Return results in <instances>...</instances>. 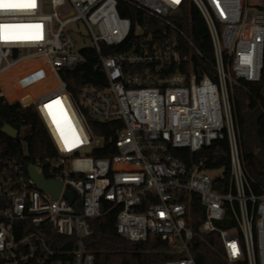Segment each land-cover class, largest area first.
<instances>
[{
	"label": "built area",
	"instance_id": "1",
	"mask_svg": "<svg viewBox=\"0 0 264 264\" xmlns=\"http://www.w3.org/2000/svg\"><path fill=\"white\" fill-rule=\"evenodd\" d=\"M17 2L0 8V97L36 110L56 155L27 159L25 125L14 137L23 152L5 155L0 144V263L95 264L91 222L116 209L122 237L158 236L172 247L176 256L158 264H197L196 195L205 214L199 231L219 234L227 260L264 264V190L246 167L236 115L241 81L262 78L264 0ZM193 9L208 27L212 58L184 28ZM131 10L142 14L123 15ZM73 22L82 29H70ZM86 46L98 55L103 85L75 94L62 73L86 60ZM96 129L112 130L115 154L97 155L107 138ZM224 141L228 172L195 158ZM31 163L63 182L56 198L37 187Z\"/></svg>",
	"mask_w": 264,
	"mask_h": 264
},
{
	"label": "trees",
	"instance_id": "2",
	"mask_svg": "<svg viewBox=\"0 0 264 264\" xmlns=\"http://www.w3.org/2000/svg\"><path fill=\"white\" fill-rule=\"evenodd\" d=\"M140 11L123 12V15H140ZM184 28L191 34L196 46L201 49L209 58L213 57V48L204 19L196 9L186 12L184 18ZM81 52L86 60L75 70L62 73L67 81L68 89L75 94L84 84H94L102 86V70L95 69L98 62L96 51L90 47H82ZM244 86L237 88L249 96V107L244 110L242 102L237 97V124L241 136V147L246 167L255 180L258 189L264 190V69L262 78L258 82L241 81ZM246 89V90H245ZM55 127L59 132H63V123L54 119ZM5 124H11L20 129L22 125L31 128L28 138L27 159L35 161L37 157L52 158L55 151L48 136V132L38 113L34 108L22 109L19 103H4L0 97V128ZM94 127L99 128L107 124L92 121ZM66 128V127H65ZM112 130L96 129L97 133L104 134L107 138L106 148L97 155L112 156L116 153L110 140ZM0 144L4 147L5 155H17L23 152L17 139L0 132ZM228 150L226 141L221 143L220 150L215 146L195 153V158L202 156L210 157L207 162L208 168L225 167L224 172H228L229 161L227 156L222 154ZM185 157L190 156L188 149L181 151ZM213 158L216 159L213 161ZM205 218L204 210L198 197L195 195L191 202L190 222L195 230L194 239L191 242V252L197 264H232L225 255L222 241L217 232L203 233L199 231V226ZM93 235L88 239L90 249L95 254V264H158L159 262L173 258L172 247L158 236L149 237L146 240L132 241L122 237L116 228L117 210H111L104 216L91 222ZM223 227H230L233 224L220 223ZM1 264V263H0ZM236 264H247L245 260H240Z\"/></svg>",
	"mask_w": 264,
	"mask_h": 264
},
{
	"label": "water",
	"instance_id": "3",
	"mask_svg": "<svg viewBox=\"0 0 264 264\" xmlns=\"http://www.w3.org/2000/svg\"><path fill=\"white\" fill-rule=\"evenodd\" d=\"M0 132L10 137H16L18 129L11 124H5L0 128ZM28 170L39 189L50 193L54 198L59 195L63 185L61 180L47 178L45 174L43 172H39L36 166L32 163L28 165ZM66 196L71 201H73L75 198V194L71 192H68Z\"/></svg>",
	"mask_w": 264,
	"mask_h": 264
},
{
	"label": "rangeland",
	"instance_id": "4",
	"mask_svg": "<svg viewBox=\"0 0 264 264\" xmlns=\"http://www.w3.org/2000/svg\"><path fill=\"white\" fill-rule=\"evenodd\" d=\"M247 1L249 2V4L256 2V0H247ZM80 28L82 29L81 22H73L70 25V29H72V30L80 29ZM236 95L239 98V100H241L242 107L244 108V110H247L248 107H249V102H250L249 96L247 95V93L245 91H242V90H239L238 89V90H236ZM23 134H24L25 137L30 136V134H31V128L29 126L25 127L23 129ZM214 174L221 175L222 174V171L221 170L220 171L219 170H216V171H214L212 173V175H214Z\"/></svg>",
	"mask_w": 264,
	"mask_h": 264
},
{
	"label": "snow or ice",
	"instance_id": "5",
	"mask_svg": "<svg viewBox=\"0 0 264 264\" xmlns=\"http://www.w3.org/2000/svg\"><path fill=\"white\" fill-rule=\"evenodd\" d=\"M174 2H178V0H174ZM23 5H21L19 2H17V0H0V8H17V7H21ZM28 7H35V0H28ZM0 27H4V26H0ZM2 38V37H0ZM54 103H59V101H56ZM45 107L50 108L51 105H46ZM235 246H233L234 248Z\"/></svg>",
	"mask_w": 264,
	"mask_h": 264
},
{
	"label": "bare ground",
	"instance_id": "6",
	"mask_svg": "<svg viewBox=\"0 0 264 264\" xmlns=\"http://www.w3.org/2000/svg\"><path fill=\"white\" fill-rule=\"evenodd\" d=\"M59 123H62V122H59Z\"/></svg>",
	"mask_w": 264,
	"mask_h": 264
}]
</instances>
